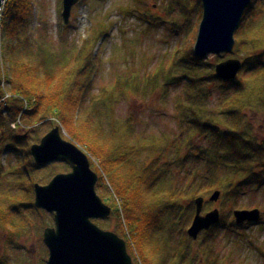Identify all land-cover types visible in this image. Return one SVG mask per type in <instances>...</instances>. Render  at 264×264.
<instances>
[{
  "label": "rangeland",
  "instance_id": "obj_1",
  "mask_svg": "<svg viewBox=\"0 0 264 264\" xmlns=\"http://www.w3.org/2000/svg\"><path fill=\"white\" fill-rule=\"evenodd\" d=\"M33 2L34 11L28 24L11 40L16 47L15 56H18L13 59L26 62V52L33 43L48 48L56 56L55 60L73 59L74 67L82 69L81 80L85 79L83 87L80 85L72 95L79 101L77 109L81 114L78 123L84 125L89 122V129L102 124L103 135L95 138L101 143L109 140L107 133L113 126H121L132 117L129 128L132 137L127 138L130 145L160 142L164 146L169 141L166 156L158 164L166 177L159 184L166 188L175 187L178 191L185 190L187 195L197 192L192 201L188 196H181L176 209L171 205L168 209L164 208L165 218L161 217L160 229L151 238H145L142 243L135 237L133 250H128L133 264H264V186L261 182L246 183L231 195L230 200L228 196L233 190L230 181L235 178L230 156H222L218 165L216 175L222 182L221 188L212 185V177L215 176L212 170L217 166L213 165L212 169V161H209L215 147L213 130L205 128L207 136L189 137L191 126L178 124L176 120L177 105L181 101L189 102L187 94L193 90L189 86L197 89L201 85L212 89L216 85L214 80L206 78L212 74L215 80H220L215 72L218 64L238 59L243 64L242 72L246 68L250 70V65L245 63L248 56L263 63L264 51L259 47V41V45L251 49L245 46L239 51L236 42L232 53L197 58L194 50L203 16L200 0H81L73 8L69 24H65L62 16L63 0ZM255 7L258 12L250 15L248 23L252 20L251 24L240 31L241 23L235 34L236 40L239 32L245 39L247 33L258 35L257 29L264 23V0H256ZM3 22L4 15L0 22V85L3 76L7 88L0 99V106L13 97L7 82L10 60ZM26 36L30 41H26ZM247 38L245 43H252V38ZM195 74L204 77L199 85L191 83ZM245 87L236 82L231 90ZM106 91L114 93L111 108L107 105L109 97ZM6 92L11 95L10 98ZM224 101L214 90L204 104L209 111L217 110L222 108ZM25 103L26 100H23V108H26ZM22 112L17 121L10 124L11 129L10 114L5 113L8 126L2 129L0 137V264H48L50 252L44 241V232L55 227L54 214L35 207V185H48L56 175L69 173L72 169L62 160L46 166L35 164L31 147L30 154H27L26 146L40 144L53 123L45 120L40 124L26 125V121L21 119ZM250 117L254 118L253 125L245 134H257L260 140H264L262 100L253 99L246 118ZM229 119V116L222 118L221 126L228 125L231 122ZM57 124L65 140L84 150L61 124ZM14 136H18L16 142L13 141ZM88 136L92 137V134ZM219 137L216 135V138ZM186 141L188 143H184ZM177 145L184 146V150L179 151ZM222 147L225 149L224 145ZM179 156L183 157L182 162L176 165ZM89 157L91 165L98 162L95 156ZM26 159L34 162L30 175L26 173ZM145 163L144 153L133 160L138 169ZM235 163L238 165L237 161ZM120 171L126 173L128 167ZM195 173H198L196 178ZM28 175H32L34 184ZM107 177V182L115 187L114 174L109 173ZM96 190L110 206L113 190L112 193L105 188ZM217 190L221 191L220 199L210 201ZM200 197L205 199L202 216L219 210L220 221L194 240L188 235V230L196 216L195 200ZM242 209L259 210L260 219L255 223L237 224L234 213ZM93 222L102 230L121 237L114 216ZM13 225L19 226L20 234L12 232L15 229ZM4 227L9 236L4 234Z\"/></svg>",
  "mask_w": 264,
  "mask_h": 264
},
{
  "label": "trees",
  "instance_id": "obj_2",
  "mask_svg": "<svg viewBox=\"0 0 264 264\" xmlns=\"http://www.w3.org/2000/svg\"><path fill=\"white\" fill-rule=\"evenodd\" d=\"M255 3L256 0L251 2L245 12L240 31L248 28L247 26L252 22L251 20L248 23L250 15L258 12ZM33 11V0H6L3 25L8 40L6 51L10 60L7 82L10 84L13 97L0 106V137L2 136V129L8 126V122L5 121V113L10 114L9 128L12 122L17 121L22 111L21 119L26 121V125L40 124L45 120H50L53 123L52 128L57 127V123L61 124L68 135L78 142L88 155L97 158L98 162L95 164L92 162L91 165L99 176L97 188L110 189V193L113 190L110 195L112 216L117 219L118 233L126 241L128 250H133L135 237L143 243L145 238H151V235L160 229L161 217L165 218L162 212L164 208L168 209V205H171L176 209L181 196H188L192 201L197 196V192L194 191L187 195L185 190L178 191L175 187L166 188L161 183L159 184V181L166 177L161 173L158 164L166 156L165 152L169 141L164 146L160 142H136L134 145H130L127 138L132 137L131 131H129L130 123L133 122L132 117L121 126H113L107 133L109 140H103L101 143L96 142V139L99 135H103L102 124L89 129L87 127L89 122L84 123V125L78 123L79 114H81L77 109L79 101L76 96L72 95L80 85L81 88L83 87L82 83L85 79L81 80L80 71L82 69L78 70L76 65L74 67L73 59L70 61L68 57H65L59 61L55 60L56 56L53 52L37 43H33L26 52V62L13 59V57L17 58L18 56H15L16 47L13 46L11 40L21 32L25 24H28ZM257 32V36L247 33V37L252 38V43H245L248 42V38L245 39L239 32L236 49L240 51V48L245 46L251 49V47L258 46L257 41H259V47H262L264 51V23L259 26ZM26 41H30L27 36ZM20 55L22 54L20 53ZM35 59L38 61L37 64H35ZM194 61L199 62V60ZM79 63L81 62H77V64ZM245 63L250 65V70L248 68L243 70L236 81L215 80L214 74L208 75L206 78L213 79L216 84L212 89L199 85L204 77L198 76V74L193 75V77L188 75L191 77V83L198 84L200 88L194 89L195 86H189L193 88L187 94L189 102L181 101L177 105L176 112L178 124L191 126L189 137L194 135L207 136L205 128L212 129L214 132L215 147L210 154L211 159L209 161L210 163L212 161V169L213 165L217 166L215 170H212L213 175L215 174L212 177L214 182L212 185L220 186L219 188L222 185L220 177L216 175L221 157L225 155L232 159L235 178L230 181V186L233 189L228 196L230 200L231 195L246 183L261 182V186H264V140H260L257 134H245L253 125L252 120L254 118H246L247 111L252 107L253 99L258 98L264 102V62L261 63L258 59L248 56ZM236 82L238 85H245L246 87L242 90L236 91L235 89L232 91V85ZM214 90L225 101L222 108L209 111L204 102L212 97ZM3 92L0 85V99L3 97ZM105 93L109 97V99L107 98V105L111 108L114 93L112 91ZM23 100H26V108H23ZM226 116L230 117L231 122L222 127V118ZM85 130H90V132ZM88 134H92V137H89ZM216 135L220 137L216 138ZM16 139L18 136L13 137L14 142ZM33 145L26 146L27 154H30V147ZM223 145L225 149H223ZM178 147L179 145H177ZM183 147H179V151L184 150ZM14 149L16 150L15 147ZM184 152L187 153V150ZM142 153L146 156V163L138 169L136 165H133V160L135 156L139 157ZM182 158L179 156L175 164H180ZM148 160L150 162L147 164ZM236 161L238 165H236ZM33 166V160L26 159V173L30 175L29 170ZM125 167H128V171L126 173L121 172V168ZM109 173L115 176V187L106 180ZM197 175L198 173H195L194 178ZM192 178L193 176L190 180ZM29 180L32 184L35 183L32 181V175L29 176ZM26 206H28L27 203ZM4 228V234L9 236L6 227ZM13 228L15 229L12 232L20 234L19 226L13 225Z\"/></svg>",
  "mask_w": 264,
  "mask_h": 264
},
{
  "label": "water",
  "instance_id": "obj_3",
  "mask_svg": "<svg viewBox=\"0 0 264 264\" xmlns=\"http://www.w3.org/2000/svg\"><path fill=\"white\" fill-rule=\"evenodd\" d=\"M80 1L63 0L65 24H69L72 10ZM251 1L200 0L203 16L194 50L197 58L234 51L235 34ZM2 2L0 0V8ZM242 67L240 60L229 59L216 66V77L232 81ZM31 155L38 166L62 160L72 169L56 175L48 185H35V207L54 214L55 227L44 232L50 252L48 264H133L126 241L93 222L111 217L113 211L97 194L99 176L91 167L89 155L74 142L65 140L59 126L43 137L40 144L31 147ZM220 197L221 192L215 191L210 201L217 202ZM204 203L202 197L195 200L196 216L188 230L194 240L220 221L219 210L202 216ZM234 217L239 225L255 223L260 219V211H236Z\"/></svg>",
  "mask_w": 264,
  "mask_h": 264
},
{
  "label": "built area",
  "instance_id": "obj_4",
  "mask_svg": "<svg viewBox=\"0 0 264 264\" xmlns=\"http://www.w3.org/2000/svg\"><path fill=\"white\" fill-rule=\"evenodd\" d=\"M5 5H6V0H3L2 6L0 8V22L2 20V16H3V12H4ZM0 53H1V49H0ZM1 88L3 89L4 92L6 91V88H7V86H6V79L3 76H2V81H1ZM6 93H7L8 98H10L11 95L8 92H6ZM25 105H26V103H25Z\"/></svg>",
  "mask_w": 264,
  "mask_h": 264
}]
</instances>
